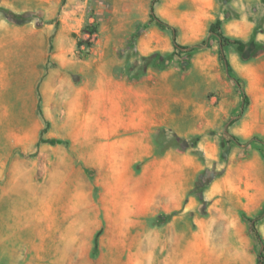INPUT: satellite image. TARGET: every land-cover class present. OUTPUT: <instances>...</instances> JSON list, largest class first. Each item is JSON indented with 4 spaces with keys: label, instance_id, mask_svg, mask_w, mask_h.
Here are the masks:
<instances>
[{
    "label": "rangeland",
    "instance_id": "obj_1",
    "mask_svg": "<svg viewBox=\"0 0 264 264\" xmlns=\"http://www.w3.org/2000/svg\"><path fill=\"white\" fill-rule=\"evenodd\" d=\"M151 5L0 0V264L264 252V0Z\"/></svg>",
    "mask_w": 264,
    "mask_h": 264
},
{
    "label": "trees",
    "instance_id": "obj_2",
    "mask_svg": "<svg viewBox=\"0 0 264 264\" xmlns=\"http://www.w3.org/2000/svg\"><path fill=\"white\" fill-rule=\"evenodd\" d=\"M157 1L158 0H152V5L150 6V9H149V17H150V19L153 20V21H155V22H157L159 25L165 26V27L171 29L172 31H174L173 28H171L170 26H167L164 22H162L158 18H156L155 14H154L153 4L155 2H157ZM0 12L3 13V14H7V15H13L8 10H4V9H1V8H0ZM217 29H219V23L218 22L215 23V24H213L210 27V29H209V35H210V37H213V38H215L217 40L219 59H220V61L223 64V67L225 69V72H226L228 78L233 81V83H234L237 91L241 95V100H242V108H241V111L243 112L244 109L249 104V99H248V96H247L244 88L242 87L241 80L234 73V71H233L232 67L230 66L228 60L226 59V56H225V53H224V48H225V46H226L227 43H230V40L228 38L224 37L221 33H219ZM172 42H173L174 47H176L177 49H185L184 47L178 46L176 44V42H175V39H173ZM204 44H207V42H204ZM201 47L202 46L197 45L194 48H201ZM237 49L240 52L244 51V45L242 43H238L237 44ZM224 138L226 140L231 141V142H234L236 144H239L240 143L238 139H236L235 137L231 136L228 133H225L224 134ZM249 222H250V230H251V232L255 235V237L257 238V240L259 242V244H261V237H260L258 231L256 230L254 221L250 220ZM256 264H264V252H263V248H261L260 251H259V253H258Z\"/></svg>",
    "mask_w": 264,
    "mask_h": 264
}]
</instances>
